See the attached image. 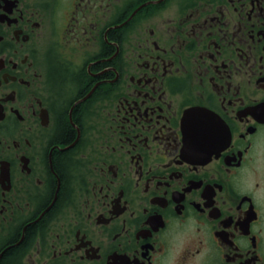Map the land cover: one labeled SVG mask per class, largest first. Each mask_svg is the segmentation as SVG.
Masks as SVG:
<instances>
[{
    "label": "flooded vegetation",
    "instance_id": "af4514ba",
    "mask_svg": "<svg viewBox=\"0 0 264 264\" xmlns=\"http://www.w3.org/2000/svg\"><path fill=\"white\" fill-rule=\"evenodd\" d=\"M0 264H264V0H0Z\"/></svg>",
    "mask_w": 264,
    "mask_h": 264
}]
</instances>
